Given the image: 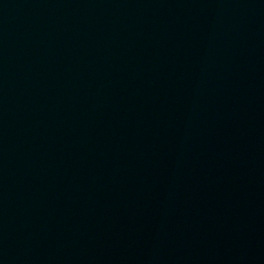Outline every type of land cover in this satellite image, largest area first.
Returning a JSON list of instances; mask_svg holds the SVG:
<instances>
[{
	"label": "water",
	"instance_id": "water-1",
	"mask_svg": "<svg viewBox=\"0 0 264 264\" xmlns=\"http://www.w3.org/2000/svg\"><path fill=\"white\" fill-rule=\"evenodd\" d=\"M114 264H264V0H71Z\"/></svg>",
	"mask_w": 264,
	"mask_h": 264
}]
</instances>
